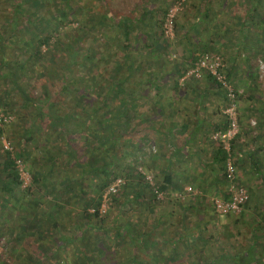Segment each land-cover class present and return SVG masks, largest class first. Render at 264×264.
I'll return each mask as SVG.
<instances>
[{"label":"trees","instance_id":"1","mask_svg":"<svg viewBox=\"0 0 264 264\" xmlns=\"http://www.w3.org/2000/svg\"><path fill=\"white\" fill-rule=\"evenodd\" d=\"M213 2L219 4L221 10L227 12L228 20L225 16L218 17L217 22L209 24L214 31L208 37H204L205 41L198 40L199 45L193 46L192 49L188 46L190 40L188 41V32H186L188 30L185 27V33L182 34L183 40L180 44L182 45L186 41L187 47L184 46L182 50L183 52L184 50L188 51L190 55L184 62L191 66L201 53H213L221 56L229 49L226 59L222 58L219 70L228 81L237 77L239 82L237 86H245L244 97L248 102L243 107L237 106L238 132L231 142L232 150L238 149L243 136H250L251 141L256 142V151L250 154L253 159L251 167L256 172H260L264 161L257 157L258 152L264 146V103L261 102V97L255 94V90L258 89L262 81L259 80L257 65L254 66L256 68L253 71L249 62L252 59L254 62L258 59V62L264 63V0H200V2H196L195 19L197 23L208 19H210L209 21L214 20L215 13L212 15L210 13L214 7ZM166 13L164 10L163 15L166 16ZM146 14L147 10L143 7L136 16L116 17L115 11L111 12L109 9L104 13L97 12L92 8L86 9L80 0H0V46L4 47L3 41L12 43L13 39H17L24 61L21 63L12 62L13 70L9 69L4 74L10 85L0 89V107L3 106L0 111L8 114V101L13 99L16 94L19 97L18 106L29 110L35 109L40 115L47 118L51 135L46 130L44 132L45 141H52L56 147L55 150H50L48 147L45 150L47 156L44 157L50 160L47 169L38 166L36 169L27 167L33 185L36 186L38 192L41 191L38 198L28 201L23 194V198L19 194L21 180L15 161L11 157L10 151L2 149V157H0V264H181L183 261L185 264H204L201 260V246L194 241V237H197L200 243H208L212 237L216 241L215 244L221 242L224 246L222 240L214 237V232H217L214 220L197 217L193 214L196 210H206L209 206L199 199L183 202L180 201L182 198L174 197V201H179L180 211L184 213L182 216L181 212L178 214L182 226L176 234L177 239L169 235L160 238L153 232V235L159 238L155 239L152 235V231L156 230L170 233L171 223L160 209L161 214L156 217V221L151 225L149 231L146 227H139V221L142 218L140 213L134 222L124 220V218L123 220L113 218L112 224L109 225L107 211L99 212L102 193L107 185L117 176L128 180L137 167L135 164L138 162L143 164L145 160L142 143L143 138L146 139L148 136L146 132L138 140L128 137L124 141L131 149L127 148L125 143L119 142L118 137L127 135V132L131 131L130 129H135L130 123V113L138 105V98H142V85L148 83L157 90L163 82L155 73L145 72L140 60L132 59L133 56L129 51L132 49L133 43L142 41V43L144 42L143 46L150 52L148 55L151 54L153 57L154 63L158 57L162 58V51L166 50L168 38L165 39L163 30H160L157 37L153 35L152 30H148L143 24ZM73 21L79 24V35H70L68 41H60L61 35H67L65 27ZM110 32L113 36L110 35ZM96 35H98L97 38H95ZM87 36L92 41L87 46L81 47L78 43ZM144 38H146L145 41ZM97 42L105 45L103 47L105 49H99ZM50 43L58 48L54 50L50 47ZM110 44L116 47L113 56L107 50ZM233 45L237 46L236 51H233ZM43 46H47V49H43ZM198 49L200 51H197ZM239 58L240 60H238ZM110 59H113L112 64H106ZM99 62L105 65L104 70L99 69ZM184 62L181 61L173 65L178 77H184L187 71ZM1 63L6 65L9 61L1 60ZM24 65L33 70L36 65L52 66L60 81L59 88L50 91V95L45 93L46 86L35 85L32 94L28 87L26 88L20 81V77L26 74ZM239 66L246 67L247 74L242 76L241 73H238ZM67 71L70 73H66ZM166 73L170 79L172 77L171 69H168ZM138 74L140 76H137ZM188 78L183 79L187 80ZM203 78L214 86L219 84L211 74L204 73ZM135 83L136 88L134 87ZM179 85L177 79H173L168 85L173 89L172 95L175 94L174 91L181 88ZM63 94L67 98H73L74 104L68 106L67 111L61 114L56 109L62 101ZM41 95L42 98L46 97L38 99ZM54 100H57L55 105ZM166 102L168 101L166 100ZM256 103L258 104L256 105ZM162 104L159 105L162 106ZM45 106L46 111L43 110ZM245 106L248 107L246 111H244ZM77 110L85 113L98 127L96 129L98 131L95 130L89 135L90 139H85L90 150L88 157H85L82 151L77 150L68 141V139L70 141L75 139L76 136H85V134H81V131L65 126L68 118L75 116ZM158 112L161 113V110ZM251 118L254 124H251ZM145 123L152 126L150 120L146 119ZM27 127L29 128V126ZM226 127L227 122L224 120L223 125L214 129L212 133L224 130ZM83 128L85 125L80 129ZM28 132L29 130H27ZM1 133L2 129H0V136ZM69 134L71 137H68ZM60 142L65 144V148L63 147L62 150ZM210 142L216 145V147L213 146L216 148L214 157H217L216 163H218L215 165L219 170H223L225 151L213 140ZM25 152H27L26 156ZM62 152L66 156L61 164H74L72 170H75L76 165L82 179L75 181L71 176L72 171L69 173L67 169L61 175V179H58V176L49 178L55 169L60 172L59 166L54 167L52 164H58V153ZM119 152L124 154L122 153L120 156ZM118 155L120 159H118ZM130 155L133 158L131 162L128 160ZM28 156L29 151H22V149L15 153V157L19 158ZM116 157L118 158L116 159ZM155 157L158 158V155L156 154ZM26 158L25 162L28 161ZM234 163L236 167L244 169L237 159L234 160ZM27 164L30 163L27 162ZM161 165H159L158 173L153 174L158 182L156 189L162 192L171 189L181 191V177H174L172 164ZM258 175L261 176V173ZM138 176L144 183L130 180V184L135 185L136 188L133 195L126 194L123 202L128 200L137 202L147 193L148 198L150 197L148 203L153 198L158 199L155 188L148 182L146 183L144 174L138 172ZM260 179L263 182L262 177ZM84 184L92 185L93 189L91 191L85 189ZM201 191L203 190L201 189ZM249 191L250 195L243 205L245 208H250L249 203L255 194L250 189ZM119 192L111 195V201L116 202L119 199V195L122 194H118ZM88 193L90 194L88 195ZM71 197L75 198L76 203L82 205L83 211L77 222L67 226L66 220H61L62 216L60 215L63 205L69 203L72 200ZM42 205L45 206V210ZM91 206L92 211H89ZM210 207L212 206L210 205ZM149 210L151 212L150 208ZM15 213L16 217L13 215ZM65 213L67 214V212ZM233 213L216 215L218 217L226 216L228 222L221 225L228 239L232 237L229 230L236 232L235 224L239 217L243 219V222H246L244 213L243 215ZM259 213L262 226V223L264 225V212L259 211ZM187 219L190 223L193 221L194 226H188ZM161 224L163 227L159 229ZM110 231L114 232L116 241L113 250L107 241ZM253 236L256 238L255 230H253ZM24 238L30 239L31 245L36 246L34 254L28 253L29 246L23 242ZM178 239L182 241L180 245ZM127 241H129V245L124 253H128V255L124 256L123 253L118 258H114L115 262L111 258L113 251L117 252L118 249L124 248ZM257 244L258 241L253 239L232 256H228L223 249L221 254L207 259L205 264H220L223 260H228L230 264H264L262 263L263 253L261 254L260 250L256 248ZM261 245L264 246V242ZM144 250L150 255L148 261L139 258L138 252Z\"/></svg>","mask_w":264,"mask_h":264},{"label":"rangeland","instance_id":"2","mask_svg":"<svg viewBox=\"0 0 264 264\" xmlns=\"http://www.w3.org/2000/svg\"><path fill=\"white\" fill-rule=\"evenodd\" d=\"M196 2H200V0H103V1L102 0H80V3L83 4L86 9L92 8L100 13H104L109 9L111 10V12L115 11L116 17H120L124 15H129L131 17L136 16L138 12L140 11V9L144 7L147 10V14H146V17L144 18L143 24L146 25L148 30L149 29L152 30L154 33L153 35H156V37L159 35L160 30H163V35L164 37H166L165 39L168 38L166 41L167 43L166 50L162 51L163 53V55H161L162 58L158 57V59L154 61L155 64L153 63V57L151 56V54L148 55V53H150L148 52L149 50L143 46L144 42L142 43L141 41L136 44L133 43L132 49L129 50L131 51V55L133 56L132 59L136 61L140 60V63L142 67L144 68L145 72H153L156 74V76H158L160 79L163 80V82H161V85L159 86L157 90L151 87L148 83H146V85H142L143 87L142 88L143 89L142 98L141 97L138 98L137 100L138 105L133 110H131V113H130V116H131L130 123L131 125H133V127H135V129L129 128L131 131H128L127 135L118 137L119 142L125 143L126 147L129 149H131V147L127 145L126 142H124L128 137H132L138 140L142 138L141 136L145 132L147 133L148 137L152 136L154 134V131H153L154 128L156 127L162 128L164 127V124L168 123L167 120H169V115H171V117L174 116L176 119H178L177 121H179V120H182L181 118L182 115L189 117L191 116V114L193 113L195 114L198 99H193L194 95L192 96L190 94L188 95L185 94V95H182L181 97H179L178 94L172 95L173 89L169 87L168 85L172 82L173 79L178 80V82L180 83L179 86H181V88H184V87L192 88L194 89V91H197V95H200L201 93L200 96L204 99V101L208 99H209L208 101H212V100L215 101V99L211 97L212 93L210 94V92L208 93L206 92V90L204 91V88H207V91H208V88L210 90L215 89V87L212 85L211 82L204 79L203 76L201 78L189 77L187 80H184L183 77L181 76L178 77L177 71L173 67V65L176 63H179L181 61L183 62L187 61L190 55L188 51L184 50L183 52L182 50L184 46L187 47V44L185 43L186 41H184L182 45L180 44L181 40H183L182 34L185 33V27L188 30L186 31L188 32V41L190 40L192 42L191 43L189 41L188 46L192 49L194 48L193 46L199 45L198 40L205 41L204 37H208L210 33L214 31V29L210 28L209 24H211L212 22L214 23L217 22L216 19H219L218 17L225 16L226 19L228 20L227 12L221 10L222 9L221 6L219 4H216V2H213L214 7H212L210 13L211 15L215 13L214 20L209 21L210 19H208L205 21H201L200 23L199 22L197 23L195 19L196 4H197ZM4 8L6 7L4 6ZM164 10L165 12H167L166 16L163 15ZM168 14H172L171 28H168L169 27L168 26L169 24L167 22V18H169ZM79 29H80L79 24H77L76 21L70 22V24H68L65 27V32L67 35L65 34L61 35L59 37L60 41H68V38L70 35H74V36L79 35ZM110 35H111V32H110ZM97 37L98 35H96L95 38ZM145 40L146 38H144V41ZM91 41H92L91 38L87 36L84 39H81V41L78 44L81 47H85ZM2 43L4 47L2 48L0 46V89L3 86L10 85L8 78L5 77L4 74H6L9 69L13 70V67H11L12 62H15V61L20 62V63L24 62L22 58V53L20 52L19 47H18L17 39H13L12 43L11 42L6 43L4 41ZM53 43H50V47L56 50L58 47H55ZM99 43L100 42H97V45H98L97 47H99V49H105L103 48L105 45L99 44ZM232 48H233V51H236L237 46L233 45ZM43 49H47V46H43ZM107 50L110 51L111 56H113L114 51L116 50V47L110 44ZM197 51H200V49H198ZM227 51L229 52V49H227ZM227 51H225V53L221 55L222 58H224L223 60L226 59ZM1 60L2 61L8 60L9 63L6 65L2 64ZM112 60L113 59H110L108 62H106V64L111 65ZM238 60H240V58ZM257 60L258 59H256V61L254 62V59H252L249 62V64H251V69L253 71L256 68L254 66L257 65V71L259 72V80L262 81V83H260L258 86V89L255 90V94L258 95V97H261V102L264 103V63L260 61L258 62ZM99 63H100L99 69L104 70L105 65L101 62ZM184 63H185L184 66L186 67L187 70L192 66V65L189 66V64H186L187 62H184ZM151 64H154V65H151ZM24 68L26 70V74L25 76L20 77V81L24 86H26V88L28 87V90L31 91L32 94L34 92L32 89L34 88L35 85L46 86L45 93L47 92V94H50V95H51L50 91L52 92L53 90H57L59 88L60 81L58 80V75H57L56 70L52 66L43 65V67H41L39 65H36L35 69L33 70V69H30L29 66L27 67V65H24ZM168 69H171L172 77H170V79L168 78L169 75H167L166 73ZM237 71L238 73H241L242 76L247 74L248 72L246 67L244 68L241 66L237 68ZM66 73L69 74L70 71H67ZM137 76H140V75L138 74ZM230 81H231V84L234 85V87L237 88V90L239 91V94L237 96V106L243 107L245 103H248L245 101V97H244L245 96L244 95L245 86H237V84L239 85L237 77L232 78ZM134 87L136 88V83ZM220 92L222 94L221 95L222 97L220 95H215V96L217 97L216 100H218L220 102V105H222V113H223L227 100H226L224 93L221 90ZM62 96H63V98H61L62 101H60L56 110L59 113L64 114L67 111L68 106H71L74 104V101L72 100L73 98H69V97L67 98L66 96H64V94ZM42 97L43 96L41 95L38 97V99H44L46 96H44V98ZM176 98L185 99L184 104L186 106V111L181 109V110H178V112L176 111L172 112L171 111L172 109H169L172 106L171 102L174 101ZM166 100L168 102H166ZM17 102H19V97L15 94L13 99L11 98V100L8 101L9 103L8 114L10 115L9 121L4 122L5 123L4 125L0 123V129H2V133L0 136V157H2V154H1L2 149H5L3 145L4 141L6 143H9L10 146H12L11 153L14 156H15V153L17 151H20L21 149L22 151L24 150L29 151V156L25 158L26 160H28L27 162L30 164H27V162H25L24 157L21 158L22 164H16V167L18 168V172L20 175V180H21L20 187H19L20 188L19 194L21 195V198H23V195H24L27 201L33 200V199L35 200L36 198L39 197L41 191L38 192L36 189V186L33 185L28 168L36 169V167L38 166L39 168L43 167L44 169H47L49 167L50 160L44 157V156H47L45 150L47 147L50 150H55L56 147H54L55 144L53 145L52 141L50 142L45 141L46 138L44 137V132L47 130V133L51 135L49 126L47 124V118L40 115V113L35 109L29 110V109H25V108L18 106ZM55 103L57 104V100H54V105ZM160 103H163L162 106L159 105ZM257 104L258 103H256V105ZM167 106L168 108H166ZM0 108H3V106H1ZM247 108L245 106L244 111H246ZM43 110L45 111L47 110L46 106L44 107ZM159 110H161V113L158 112ZM237 112H238V109H237ZM75 113H76L75 116L68 118L67 122L65 123V126L66 128L70 127L69 129H76L77 131H81L82 132L81 134H85V136L83 137L76 136L75 139L71 141L70 139H68V141L71 142V145H74L77 150H79L80 152L82 151L85 157H88L90 154V150L87 147L88 142L85 141V139L86 138L90 139L89 135L92 134L93 131L98 129V127H96L97 125H95V123H93V121L90 120L86 116L85 113L80 112L79 110L75 111ZM146 119L152 122V126L146 125L145 123ZM84 125H85V128L80 129ZM27 126H29V128ZM146 127H148V129H146ZM27 130H29L28 133H27ZM87 131L89 132V134ZM27 135H29V137H27ZM68 137H71V134H69ZM148 137H146V139L143 138V143H142L143 149L149 148L148 150H146V155H148V157L144 161L145 164H142L140 162H138V164H135L137 165V167L135 171H133L132 176H130L128 180L124 178L125 183L120 188L119 190L120 192L118 191L119 192L118 194L122 193L121 195H119V199L116 202H113L110 200L108 207L106 209L107 213L109 214L108 224L109 225L112 224L113 218H118L121 220H123L124 218V220H128L129 222L130 221L134 222L136 220V217L138 216V213H140L142 214V218L139 221L140 222L139 227L140 228L146 227L147 231H149L151 228V225L156 221V217H158L159 214H161L160 210H162V212L165 213L164 216L167 217L171 223L170 233L169 232L167 233V231L161 232L160 230H156V231H152V235L154 232V234H156L160 238H163L164 236H167V235L173 236L176 238L177 237L176 234L178 233L179 230H181L180 228L182 226V224H180L181 219L179 220V216H178L179 212H181L178 207L179 201L178 202L174 201V197H175L174 192L176 191L172 189L165 190L163 192L162 198H158V199L153 198L150 201V203H148L149 202L148 200L150 198V197L148 198V193L142 199H139L137 202L134 200L133 201L128 200L125 203L123 202L125 200L126 194L133 195V192L136 186L130 184L129 181L130 180L140 181L138 172L143 173L146 176H151L154 184L158 183L157 180L153 177V174L158 173L159 165L162 166L161 164L163 163L159 162V159H154V161L151 162L153 164H149V162L153 159V157L156 156L157 147L155 143H150L149 140H147ZM210 141H211V138H210ZM250 141H251L250 136H247V137L243 136L242 141L239 142V145L243 146L244 143L246 142L248 143ZM59 145L62 147L61 150L65 148L64 142H60ZM251 145H253L252 141H251ZM119 151H122V150H119ZM122 153L123 152H119L120 156H122ZM143 153L145 154V152ZM26 155H27V152H25V156ZM58 155H59L57 157L58 164H52V166L54 167L59 166L60 172H58L55 169L52 172V174L49 175V178L51 179L52 177L58 176L57 178L61 179V175L64 174L63 172L66 171L67 169L69 173L72 171L71 176L73 177V179H75V181L82 179L80 171L79 172L77 171L76 165H75V170H72V168H74V164H61V161L63 160L64 156H66V154H63L62 152V153H58ZM120 156L118 155L119 158L116 157V159L117 158L120 159ZM128 160L130 162L133 160L131 155L129 156ZM185 165L191 166V168L186 169L183 166L180 168V170H182L181 171L182 175H180L182 185L180 189H183L187 185H192L200 190L202 189L203 193L207 194V197H204L203 195L200 197V196H193L192 194H189V195H186L184 198H182V200L180 199L179 200L183 202L185 201L188 202L191 199L192 200L199 199L204 204L209 205L207 206V209L211 208L210 207L211 204L208 200V197L217 194L219 190L215 191L214 190L215 188H213V186L210 183L207 185V187H203L200 184H193L192 179H194L196 183L202 182L199 179L201 177L199 176L198 169H197L198 167L200 168L201 167L200 165L202 164H195L196 166H194L193 164H185ZM62 168L63 170L61 171ZM218 171H219L218 174H220L221 170L218 169ZM260 173H261V176L257 175L256 178L255 176H253L254 174L252 175V173H245L243 175L239 174V177L237 175L238 181L247 187L248 192L250 193L249 191L250 189L251 191L255 192V194H253L252 200L249 203L250 208L243 207V209L240 212L233 213L235 215L236 214L243 215L244 213L245 214L244 218L246 219V222L245 221L243 222V219H241L240 217L238 218L237 224H235V226L237 227L236 232L233 230H229V233L232 234L231 239H228L226 237V232L225 230L222 229V225H221L225 222H228L227 218H225L226 216L215 217L213 215V212H211L212 216L208 217L209 219H213L215 222V226H217L216 227L217 232L216 233L214 232V237L218 238L220 241L222 240V243L224 244V246H222L221 242H219V244H215L216 241H214L212 237L209 239L208 243H202V242L200 243L198 238L194 237L195 239L194 241H196V243L200 244L201 246L200 247L201 260L203 261L204 264L207 262V259L209 260V258H214L216 255L221 254L220 252H223V249L228 256L234 255L236 251H239L241 247H245V245L249 244L253 239H256L258 241L256 248L260 250L261 254L263 253L262 263H264V248H263L264 246L261 245V243L264 242V225L263 223H262V226L260 225L261 215L259 213V211L264 212V206H263L264 205V164H263V167L261 168ZM261 177L263 179V182L260 181ZM248 180L252 182L253 180H256V183H254V185H252V187L250 188V183ZM223 181H224V178H223ZM140 182L144 183L142 181ZM221 183L222 182L215 183L216 188H221L220 191L224 190L225 185H226L225 182H224V186ZM84 186H86V184H84ZM84 188L85 189L87 188L90 191L93 189L92 185L89 186L88 184ZM89 194L90 193H88V195ZM71 199L72 200L69 203L64 204V205L62 204L64 207L61 210V215H60L62 216L61 220L63 221L66 220L67 226H71L72 224H74V222H77L80 217V214L83 211L82 205L81 204L79 205V203H76V200H74L75 198L71 197ZM173 201L176 203L172 204ZM148 207L151 209V212ZM42 208H44L45 210L44 205H42ZM254 210H257V211L255 212ZM89 211H92V206L89 207ZM203 211L207 213L206 210L203 209ZM211 211H212V208H211ZM65 212H67V214ZM183 214L184 213L182 211L180 215L182 216ZM13 215L16 217V213ZM187 220H188V223H187L188 226H194L192 224L193 221L190 223L189 219ZM162 227H163V224H161L158 228L161 229ZM253 230L256 231V238H254L253 236ZM235 233H236V236H234ZM108 235H109L108 237L109 239L107 241L113 250L116 244V241L114 240V232L110 231ZM154 238L159 239L155 236ZM177 241H179V245L182 242L179 239ZM226 241H228L229 243ZM23 242H25L29 246L28 253L34 254L35 253L34 250L36 246L31 245L30 239L24 238ZM128 245H129V241L125 243V245L123 246L124 248L118 249L117 252L113 251L111 258L116 259L120 255H122L125 252V250H127ZM219 246H220V249H219ZM230 253L231 255H229ZM114 254H116L117 256L115 257ZM138 254H139V258L141 259H145L147 261L150 259V255L146 253L145 250L140 253L138 252ZM127 255L128 253H124V256H127ZM115 259L114 261L116 262ZM181 264H185L184 261ZM220 264H230V263L228 260L226 261L223 260L222 262H220Z\"/></svg>","mask_w":264,"mask_h":264},{"label":"crops","instance_id":"3","mask_svg":"<svg viewBox=\"0 0 264 264\" xmlns=\"http://www.w3.org/2000/svg\"><path fill=\"white\" fill-rule=\"evenodd\" d=\"M214 87L215 89L212 90L208 88V91L207 88H204V91L206 90V92H210V94L212 93L211 97L215 99V101H208L209 99L204 101V99L200 96L201 93L200 95H197V91H194V89L192 88L184 87L179 88L178 91H174L175 94L177 93L179 95V97L185 94H190L192 96L194 95L193 99H198L195 114L193 113L189 117L182 115V120H179L180 122L177 121L178 119H176L174 116L171 117V115H169V120H167L168 123L164 124V127L154 128V134L152 136H149L150 139L147 135L145 136L148 137L147 140H149L150 143H155L157 147L156 154L158 155V158L153 157L149 164H153L151 162H153L154 159H159V162H162L163 164H172L171 166L173 169H171L174 177L182 175V170H180L182 166L186 169L191 168V166H187L185 164H193L194 166H196L195 164H202L200 165V168H197L199 176L201 177L199 179L202 182L196 183L194 179H192L193 184H200L203 187H207V185L210 183L213 188H215V191L219 190L218 193H221V188H216L215 183L222 182L221 184H223L224 186V181L222 178L223 174L222 170L220 174H218L219 168L217 165H215L218 164L216 163L217 157H214V154L216 153V145L210 142V134L217 127H221L225 119L222 113V105H220V102L216 100L217 97L215 96H221L222 94L220 92L218 84ZM184 101V98H176L171 102L172 106L169 109H172V112H178V110L181 109L186 111ZM255 143V141H252L253 145H251V141L248 143L246 142L243 144V146L239 145L238 149H235V151H233L234 160L237 159L238 162L244 166V169L242 171L240 168L236 167L238 177L239 174L243 175L245 173H252V175L254 174L253 176H255L256 178L258 173L261 172H256V170L251 167L253 159L250 157V154L251 152L253 153L256 151ZM148 149L149 148L142 149V153L145 152V154L143 153V155H145V160L148 157V155H146V150ZM257 159L264 161V146L258 152ZM203 164H205L204 168ZM248 181L250 183V188L252 187V185H254V183H256V180H253V182L250 180ZM174 203L175 202L173 201L172 204ZM211 208L206 209L207 213L199 209L196 210V212H193V214H195L197 217H203L207 219L208 217L212 216L211 212H213V215L215 217H218L215 215L213 208L211 211ZM196 216L195 218H197Z\"/></svg>","mask_w":264,"mask_h":264},{"label":"built area","instance_id":"4","mask_svg":"<svg viewBox=\"0 0 264 264\" xmlns=\"http://www.w3.org/2000/svg\"><path fill=\"white\" fill-rule=\"evenodd\" d=\"M167 18L168 28H171L172 14H168ZM167 32V30H166ZM222 65V58L218 54L201 53L193 65L186 71L183 78L195 77L200 78L204 73L211 74L218 81L219 88L223 91L226 97V106L223 110L227 127L224 130H218L211 134V139L222 146L225 151V159L223 162V177L226 183V188L219 195L215 194L208 197V200L216 215H224L228 213H238L242 210L243 205L248 199L247 188L237 181L236 167L233 161L232 140L238 132L237 122V96L239 91L235 88L230 81H228L220 72ZM9 114L0 112V123L9 121ZM252 123H254L252 121ZM4 148L12 151V146L9 143L3 142ZM15 164H22L21 158L15 157L11 153ZM145 180L155 188L157 198H162L163 192L156 189V184L152 181L151 176L144 175ZM125 183L124 178L121 176L115 177L105 188L102 193V201L99 207V212H104L111 200V195L116 194ZM192 194L193 196L207 197L200 189L187 185L181 191L174 192L176 198H184L186 195Z\"/></svg>","mask_w":264,"mask_h":264},{"label":"clouds","instance_id":"5","mask_svg":"<svg viewBox=\"0 0 264 264\" xmlns=\"http://www.w3.org/2000/svg\"><path fill=\"white\" fill-rule=\"evenodd\" d=\"M222 58V57H221ZM219 87V86H218ZM220 89V88H219ZM221 90V89H220ZM222 91V90H221ZM223 92V91H222ZM253 121V120H252ZM252 121H251V123H252ZM254 122V121H253ZM252 124H254V123H252ZM241 141V140H240ZM233 151V150H232ZM233 161H234V152H233ZM235 164V163H234ZM236 167V166H235ZM236 173H237V170H236ZM222 174H223V170H222ZM224 178V177H223ZM237 181H238V177H237ZM224 182H225V180H224ZM239 182V181H238ZM240 183V182H239ZM243 185V184H242ZM245 186V185H244ZM246 187V186H245ZM225 188H226V185H225ZM225 188H224V190H225ZM247 188V187H246ZM224 190H222V192L224 191ZM248 191V190H247ZM249 195V194H248ZM243 209V208H242Z\"/></svg>","mask_w":264,"mask_h":264}]
</instances>
